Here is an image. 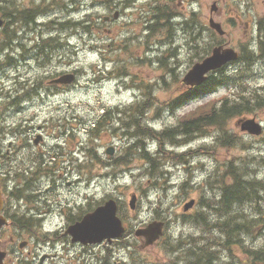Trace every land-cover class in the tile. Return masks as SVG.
Segmentation results:
<instances>
[{
  "label": "flooded vegetation",
  "instance_id": "af4514ba",
  "mask_svg": "<svg viewBox=\"0 0 264 264\" xmlns=\"http://www.w3.org/2000/svg\"><path fill=\"white\" fill-rule=\"evenodd\" d=\"M186 2L188 0H182V4ZM0 24V62L4 60V47L14 48V57L20 63L22 60L35 61L17 71L9 90L2 86L5 76L0 71V153L4 147L2 142L9 137L8 132L14 136L28 130L32 132L30 140L21 136L20 141L25 144L18 147L13 156H8L10 144L5 163L0 159L3 196L0 216L8 222L0 228V264H121L114 251L118 249L117 244H122V251L126 253L133 248L130 233L112 244L103 243L98 252L73 242L66 232H62V236L68 240L62 247L54 246L46 251L42 247L29 246L23 235L22 228L27 227L22 222L47 219L56 203L60 207L55 210L56 216L66 221L75 217L69 204L67 209H62L63 189L65 185H73L68 179L64 183L63 176L69 172L79 175L85 172L80 158L69 160L62 151L56 164L53 160L43 163L42 150L29 155L30 151L44 145L48 137L54 136L53 116L64 114L55 111H68L77 106L54 102V90L58 93V89L68 87L53 85L54 73L43 64L53 59L54 44L66 46L75 41L79 45L97 47L103 53L100 54L102 60L106 59V51L101 48H114L119 58L110 61L116 69L126 51L137 55L151 42L154 45L174 44L187 36L188 26L192 40L196 24L194 14L183 12L174 0H0ZM39 46L41 55L37 59ZM37 64L42 69L37 72L40 77L32 72L37 70ZM61 74L63 72L58 75ZM4 170L10 176L9 182L2 178Z\"/></svg>",
  "mask_w": 264,
  "mask_h": 264
},
{
  "label": "rangeland",
  "instance_id": "374dc122",
  "mask_svg": "<svg viewBox=\"0 0 264 264\" xmlns=\"http://www.w3.org/2000/svg\"><path fill=\"white\" fill-rule=\"evenodd\" d=\"M214 1L215 0H198L196 9L202 17L204 23L208 21L209 15L211 14V7ZM220 5L223 7V11L216 12L215 16L217 21H221L223 23L224 28L228 32V36L225 38L226 42H228L231 46L235 47H239L241 43L247 45L249 43L250 36H248V30H246L245 28V22L250 21V23L252 24L254 20L264 17V0H222V4ZM87 7L90 6L88 5ZM83 48L85 49V51H83V55H80V63H84V61L87 60L88 68L89 66H93L94 64H96L98 56L88 46H83ZM70 49L73 53H76L73 48ZM201 49L202 47L199 49H195V51L192 52V54L189 56V47L186 46V54L184 55V53H182L183 62L185 65V67L182 69V72L189 69L190 66L192 67L197 51ZM70 51H63L64 63L65 60L68 58ZM163 51H166V49H163ZM76 65H79V63H76ZM258 67L260 71H258L257 74H259V77L262 78L263 82L261 84H264V62H261ZM61 70L62 69H60V71ZM148 70L149 76L147 78V82L149 81L150 85H154L158 82L160 74L158 73V71L155 70V67H153L151 64L150 69L148 68ZM170 81L171 78L169 77L167 79V82ZM107 89L108 88H105L106 93H108L110 97L109 102L111 99L115 102L121 100L126 101L130 100V98L132 97V93L130 92L124 94L118 93L114 96V94L112 93V87L109 86V90ZM174 90L175 85L170 90L164 89L162 88V86H156L153 87V91L150 92L149 97L156 102H165L174 96ZM222 94H225V90H223L221 93H218L216 96ZM98 95H100V93H98ZM109 102H100L99 104L106 105L109 104ZM198 103L199 101L193 102L191 103V105L186 107V109H194L198 105ZM86 104L87 103H85V105ZM90 113L94 115L96 112L91 111ZM161 113L164 115V119L156 122V126H159L160 129H173V124L176 123L177 120L178 122L180 121V116H178L177 119L171 118V114L169 113V111L164 110ZM177 114L181 115L184 113L182 110H179ZM258 119L264 124V112L258 115ZM237 122V118L231 120L229 124L230 128H235L234 130H236V132L243 137V140L247 141L246 143H250L248 147L244 145V148L236 147V149L229 151L218 149V152L220 154L217 156V158H197L191 160L189 163L182 165L179 164L178 166H176L175 163H170V176H168L167 174L164 175L163 173L159 172L158 169H155L151 164L145 165L144 162H142L141 160L132 159L130 162H126V158H121L123 154L120 151H118L114 155L115 157L113 159L111 157H105L103 154L104 159L107 162H112V164L114 159H116L117 157L119 158V156L121 155V162L119 163L122 164L118 166L117 170L113 171V173L117 174L116 183H114V180L111 178L113 175H110L111 179L108 181L106 179L100 178L94 180L89 188L88 185L86 186L85 191L90 193L89 195L92 196L95 203L90 209H88L87 202H85V207L87 208L85 210V213H87V210L90 211L94 209L98 205V202H101L104 198L106 200L108 199V196H112L113 198L118 199L120 203L123 204L122 213L127 218L126 224L129 230L136 231L160 218H165L166 220H168L170 225H172L171 231L168 232V234L165 236L166 238H163L164 240H161L162 242L160 245L150 248L149 253L147 254H144L142 249H135L136 253L134 258L138 257L142 259L146 256H149V261L151 263L155 262L156 264H184L181 253L188 255L189 248H193L197 251L200 248L206 250L208 247H210V249L213 250L217 246H221L222 241L220 240V238L216 237V234H214L212 230L206 229L199 222L200 220H193V218L196 217V209H194L190 213H186L184 211V206L186 202L190 201L189 199H186L187 197H201V199L206 198V194L200 188H198V185L204 182L209 177L212 180V171L215 170L218 160L226 161L228 165L229 162L232 161L234 158L244 157L245 159L246 157H249L251 159L252 157H259L261 155H264V135L261 138L251 137L248 136V134L245 135L241 132L240 128L236 126ZM73 139L75 140V142H78L79 140L81 144L88 142L87 146L96 144L95 141L89 142V139L86 136L85 132L84 135L83 132L81 133V135H79V133L77 132L76 136L73 137ZM110 141L111 139L105 136L102 138L100 146L106 145ZM187 141V139H183L182 143H179L178 145H173L176 149L179 150L180 153L182 152L183 155L185 154V157H191L193 156V154L185 152L184 150H186V148H184V150L181 149L183 144H185ZM209 142H211V140H209ZM116 144L122 146L119 142ZM5 145H8V141L5 143ZM97 145H99V143H97ZM84 146H86V143ZM193 146H197V144H194ZM104 151H102V153H104ZM81 156L82 155H80V157ZM254 161L257 162V160H251L247 162V165L252 169H257L258 166ZM142 171H144L145 173ZM107 172H109V170L105 171L102 168L101 176ZM192 173L197 175V178L194 181L193 179L189 178ZM257 173L261 174L262 176L263 170L261 168H258ZM251 176L253 177L255 175L251 174ZM69 179L76 180L78 179V176L73 175L70 176ZM187 179L191 180V182H189V184L185 187L184 192L181 190V185ZM227 182L230 184L231 180L228 178ZM74 189L75 191H77L76 186L74 187ZM70 190H73V188H71ZM65 193L69 192L65 191ZM132 193L138 194L139 199L138 202H136L135 204V209H132L129 204L132 200ZM259 201L262 204V209L264 213V194L261 195V199H259ZM251 207L254 209L253 214H257L256 217L258 219L264 217V214L261 216L259 215L257 211V206L253 205ZM184 216L186 218H184ZM41 223H33V225H38L40 227L41 225H43ZM58 225L60 227L65 226L64 223H59L54 219L45 221L43 226L46 228L47 232H55L57 230L54 229H62V227L57 228ZM260 226H262L261 221ZM201 229H203L202 232ZM44 233L46 232L44 231ZM204 233H207V236L204 238L205 243H208L207 246L204 245L205 243L202 244ZM233 235L234 234L231 235V239L233 240V255L239 257L246 256L249 260H254L255 256L253 254H249L247 251H249L250 249H257L259 252H261L260 256L263 258L260 261L264 262V230H261V227L256 229L249 236L243 234L239 235L238 237H235ZM136 238V236H133L132 239V241L134 242V246L140 247L139 244H137L139 243V241L137 240L139 238ZM189 238H193L196 241H199V243L197 244L191 242L194 246H187L181 253H176L177 250H169L168 252H165V247L169 245L167 243L173 241V244H175L176 242L178 243L181 239L184 240ZM246 239L248 240V242H246ZM219 249L221 248L219 247ZM226 255V253H221L218 255L222 258L221 264H225L224 256ZM208 259H210V257H208ZM150 262L149 264H151ZM135 263L141 264V262L138 261Z\"/></svg>",
  "mask_w": 264,
  "mask_h": 264
},
{
  "label": "trees",
  "instance_id": "16d2710c",
  "mask_svg": "<svg viewBox=\"0 0 264 264\" xmlns=\"http://www.w3.org/2000/svg\"><path fill=\"white\" fill-rule=\"evenodd\" d=\"M199 20L200 18H198V21ZM198 35H202L201 32H199ZM259 41L262 44L261 48L263 47L264 50V38L260 37ZM209 52L210 51H207L203 55L200 54L199 57L202 59L206 55H208ZM253 55L254 54L250 55V57H254ZM249 77V72H243V69L238 71L236 74H229L221 71L218 74L210 76L209 79L204 83V85L194 90L193 94L195 96H193V98H199L204 95L213 94L218 89L224 87H233L236 89V91L238 89L240 91L239 97L235 96V98L233 99H224L222 105L220 104L219 106H215L214 104H212L211 107L203 105L204 108L194 113V117L196 119L188 123H184L179 129L183 128V131L186 135H194L195 133L200 134L205 130L216 126L221 130H224L227 128L228 123L231 119L235 117H245L248 114L255 113V111L258 109L264 108V94H259L260 92L257 90L248 91V88L246 87ZM186 97L188 96H183L181 101ZM134 122L135 120H133V123ZM145 134V136L149 137H158V135L151 130L147 131ZM224 137V139H220V142L224 141L221 143L224 146L234 145V143L239 138L236 135L227 136L226 132ZM168 138L170 139L172 138V136H169ZM238 143L241 142H239L238 140ZM132 148L133 146L129 147L130 150ZM142 155L146 158V160L152 162L155 165V168L158 167V165L161 163L158 158H150L146 152H143ZM259 163L264 170V157L259 159ZM248 175V173L243 172L240 169L229 171V176L231 177L232 181L230 186H225V191L223 194V197L225 199L224 201L228 202V207L232 208L235 204H240L242 202L245 203L246 201L252 199H259L260 194H264V179L259 180L257 178H248ZM256 227L257 226L254 225L253 222L244 221V223H239L231 218L227 220L225 224H223V227L220 225L219 229H225L224 231L229 238L232 234L240 235L242 230L244 231V233L250 235L255 231ZM201 250L202 249H200V251ZM247 252L249 254H253L254 256L255 253L261 255V252L257 251V249H250ZM255 259L259 260L257 257ZM210 261H214V259L208 260V263Z\"/></svg>",
  "mask_w": 264,
  "mask_h": 264
},
{
  "label": "water",
  "instance_id": "95a60500",
  "mask_svg": "<svg viewBox=\"0 0 264 264\" xmlns=\"http://www.w3.org/2000/svg\"><path fill=\"white\" fill-rule=\"evenodd\" d=\"M215 28L220 32L219 26H215ZM235 58H237V55L232 50L217 48L214 50L212 57L205 60L202 64L196 65L191 70L185 81L190 84H199L204 81L206 73L220 67L230 60H234ZM243 129L259 134L258 127L253 121L244 124ZM192 206L193 203L188 205V209ZM78 228L84 232V235L82 236L85 237H83L82 240L86 242H95L97 240L95 231H97L99 235L110 234L109 238L121 237L122 232L124 231L121 221L117 218V205L115 202H110L106 207L98 209L95 213L87 216L83 223L79 227H76V230ZM142 233H144L148 243L152 244L159 239L162 234V224H152L147 229L143 230ZM79 234H81V232ZM99 239L101 240L102 238Z\"/></svg>",
  "mask_w": 264,
  "mask_h": 264
}]
</instances>
